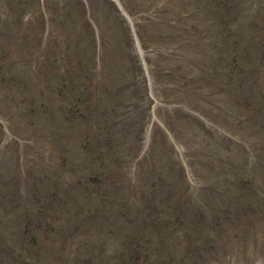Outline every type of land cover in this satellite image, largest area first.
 Instances as JSON below:
<instances>
[{
  "label": "rangeland",
  "instance_id": "rangeland-1",
  "mask_svg": "<svg viewBox=\"0 0 264 264\" xmlns=\"http://www.w3.org/2000/svg\"><path fill=\"white\" fill-rule=\"evenodd\" d=\"M259 110L264 0H0V264L129 263L137 230L113 206L177 209L181 166L173 257L264 264Z\"/></svg>",
  "mask_w": 264,
  "mask_h": 264
},
{
  "label": "trees",
  "instance_id": "trees-1",
  "mask_svg": "<svg viewBox=\"0 0 264 264\" xmlns=\"http://www.w3.org/2000/svg\"><path fill=\"white\" fill-rule=\"evenodd\" d=\"M96 101H92L91 104L84 103V109H81V112L84 114L85 116V120H89L90 118V114L93 113L96 109ZM86 106H87V110H86ZM72 108V107H70ZM69 108V109H70ZM89 113V115H88ZM145 224L150 225L151 227L155 228L156 225L160 224L156 214L153 213H147V217H146V222ZM144 252L142 251V253L139 252H133L132 253V259H131V264H145V262L143 261V256H144Z\"/></svg>",
  "mask_w": 264,
  "mask_h": 264
}]
</instances>
